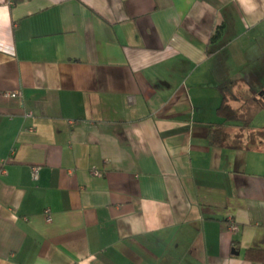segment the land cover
Wrapping results in <instances>:
<instances>
[{
    "label": "crops",
    "instance_id": "0c3cea01",
    "mask_svg": "<svg viewBox=\"0 0 264 264\" xmlns=\"http://www.w3.org/2000/svg\"><path fill=\"white\" fill-rule=\"evenodd\" d=\"M223 95L264 98V0H0V264H258L264 125L211 144Z\"/></svg>",
    "mask_w": 264,
    "mask_h": 264
},
{
    "label": "trees",
    "instance_id": "16d2710c",
    "mask_svg": "<svg viewBox=\"0 0 264 264\" xmlns=\"http://www.w3.org/2000/svg\"><path fill=\"white\" fill-rule=\"evenodd\" d=\"M264 110V98L260 95H253L243 100L238 107H231L226 104L225 96H222L217 114L223 118L222 123L216 124L209 133L211 144L221 145L224 140L225 123L237 125L239 131L235 134L236 138L241 137L243 130L251 125L253 117L258 111ZM243 258L249 262L264 264V244L261 247H248L243 251Z\"/></svg>",
    "mask_w": 264,
    "mask_h": 264
},
{
    "label": "built area",
    "instance_id": "2783aa9c",
    "mask_svg": "<svg viewBox=\"0 0 264 264\" xmlns=\"http://www.w3.org/2000/svg\"><path fill=\"white\" fill-rule=\"evenodd\" d=\"M14 0H8V3H13ZM27 115H29V113H27ZM37 170L38 168L37 167H32V177L35 179L36 176H37ZM94 174H97L98 172L97 171H94L93 172ZM44 217H45V220L47 222H50L51 221V212H50V209L49 208H45L44 209ZM230 228L232 230L235 229V226L233 224L230 225Z\"/></svg>",
    "mask_w": 264,
    "mask_h": 264
},
{
    "label": "rangeland",
    "instance_id": "374dc122",
    "mask_svg": "<svg viewBox=\"0 0 264 264\" xmlns=\"http://www.w3.org/2000/svg\"><path fill=\"white\" fill-rule=\"evenodd\" d=\"M253 96V95H252ZM257 96V95H256ZM221 119H219L220 121ZM251 124H255L257 126L264 125V110L258 111V113L253 117ZM229 127V126H228ZM229 132V129L227 130ZM242 134V133H241Z\"/></svg>",
    "mask_w": 264,
    "mask_h": 264
}]
</instances>
